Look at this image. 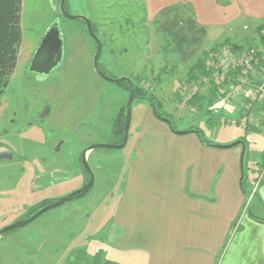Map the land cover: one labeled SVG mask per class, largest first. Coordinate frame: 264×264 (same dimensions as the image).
<instances>
[{
    "label": "rangeland",
    "instance_id": "374dc122",
    "mask_svg": "<svg viewBox=\"0 0 264 264\" xmlns=\"http://www.w3.org/2000/svg\"><path fill=\"white\" fill-rule=\"evenodd\" d=\"M59 2L21 0V44L0 106V230L26 219L43 201L61 199L80 189L87 180L80 150L88 145H115L113 120L118 113L125 118L129 92L97 75L92 65L96 43L82 20L61 13ZM64 8L68 15L85 17L94 24L102 73L133 83L141 79L142 87L155 96L160 113L176 130L198 128L205 140L216 144L238 140L244 133L249 141L253 135L254 145L247 143L254 150H250L248 162L251 172H257L256 185L260 184L264 178V122L255 116L256 123L241 127L247 117L243 107L250 103L248 97H232L227 85L213 92L210 82L201 77L189 82L191 67L198 60L207 58L206 64L214 61L210 49L217 43L226 40L240 45L242 51L238 52L263 51L256 24L239 20L223 29L209 28L206 34L195 23H188H193L191 13L180 5L149 21L144 0H66ZM55 21L63 38L61 64L47 76L30 72V59ZM193 85L198 86L196 95L203 99L190 105ZM147 104L132 101L123 148L98 147L88 154L85 162L93 184L86 196L47 210L0 237V264H93L95 255L104 250L102 238ZM44 106L49 107V115L41 118ZM260 110L253 103L249 111L258 114ZM53 131L58 135H52ZM61 139L69 140L68 173L60 165L65 163L61 156L58 168L63 172L48 181V188L21 181L19 164L14 162L33 156L50 160L53 154L42 149ZM102 253L104 259H113L110 252Z\"/></svg>",
    "mask_w": 264,
    "mask_h": 264
},
{
    "label": "crops",
    "instance_id": "0c3cea01",
    "mask_svg": "<svg viewBox=\"0 0 264 264\" xmlns=\"http://www.w3.org/2000/svg\"><path fill=\"white\" fill-rule=\"evenodd\" d=\"M175 5L188 8L206 34L239 20L264 22V0H144L152 22ZM144 115L102 238L103 260L264 264V181L254 184L256 196L248 200L240 185L241 146L207 147L195 134H173L149 106ZM105 251L113 259H104Z\"/></svg>",
    "mask_w": 264,
    "mask_h": 264
},
{
    "label": "trees",
    "instance_id": "16d2710c",
    "mask_svg": "<svg viewBox=\"0 0 264 264\" xmlns=\"http://www.w3.org/2000/svg\"><path fill=\"white\" fill-rule=\"evenodd\" d=\"M20 12H21V0H0V106H1V97L4 93L5 88L8 85L9 78L13 73V70L16 66L18 59L19 47L21 44ZM188 23L191 26H193L194 24L191 22ZM91 28L92 31L94 32L95 28L92 22H91ZM263 28H264V22L259 23L257 25L256 31L259 35V40L264 45V32L262 31L260 33V31L263 30ZM222 50L237 53L238 51H242V47L237 44L230 45L228 42H226V40L222 43H217L213 45V47L210 49V52L212 53L213 58L215 57L214 61L211 64L208 62L206 64L207 58L198 60L195 66L191 67L189 82L191 81L193 82V80H197L198 77L208 78L211 70L214 68V63L217 58V55ZM262 63L263 62L257 58L256 66H260ZM238 74L239 72L237 71H234L233 73L229 72L228 74H219L216 80H209L212 86L211 91L215 92L224 85L228 86L229 84L234 83ZM135 81L136 83H133L131 81L134 92L133 100L139 99L148 103L147 105L151 108L153 116L157 120L167 124V126L169 127L170 131L173 134L176 135L195 134L198 137L199 141L202 143V145L207 147L229 149V148L241 146L242 156H241L240 185L243 193L248 198L252 192L255 181L257 180L255 177L257 175V172L255 175V171L252 169L251 172L249 168V162H248L249 153L247 149L248 142H247L246 134L244 133V135L238 140L226 144H216L205 140L201 134V131L198 128L189 127L187 129L178 131L174 128L169 118L166 115L160 113L158 109V107H160L159 102H157L155 96L150 93L148 88L142 87L141 79L137 78ZM119 85L123 86L127 90V92H129L128 84L126 82H121ZM202 99L203 98L201 96H199L198 94L196 95L195 93V95H193L191 100L189 101V104L194 105L197 101L199 100L201 101ZM257 105H259L260 109H264V103ZM124 121L125 118L121 113H118L115 119L113 120L112 134L117 139L116 144H120L122 141ZM209 123L211 122L209 121ZM263 181L264 179H262L260 183ZM254 195L256 196L255 193ZM93 264H112V263H110L107 260H103L102 254L98 253L94 257Z\"/></svg>",
    "mask_w": 264,
    "mask_h": 264
},
{
    "label": "water",
    "instance_id": "95a60500",
    "mask_svg": "<svg viewBox=\"0 0 264 264\" xmlns=\"http://www.w3.org/2000/svg\"><path fill=\"white\" fill-rule=\"evenodd\" d=\"M65 2H66V0H60V2H59V9H60L61 13L71 20H82L85 23L86 28L89 31L94 42L96 43V50H95V54L93 56V61H92L94 71L103 80H106L108 82H113L116 84H120L121 82H126L128 84V88H129V96H128V99L126 102V109H125L126 114H125L123 137H122L121 143L118 145H96L94 147H90L89 150H92L93 148H98V147L115 148V149L123 148L125 146V144L127 142V138H128V128H129V122H130V106H131L132 100L134 98L133 86H132L130 80L125 78V77L119 78V79H111V78L106 77L99 70L98 58H99L101 46H100L98 39L95 37V35L92 32L90 21L88 19H86L85 17H82V16L68 15L65 11V8H64ZM62 54H63L62 33H61V29L59 27V23L57 21H55L50 25V27H48V29L44 33V36H43L41 42L39 43L38 47L35 49L32 57L30 59V62H29V71L33 72V73L45 75V76L50 75L52 73V71L55 70L61 64ZM84 165L86 167L85 162H84ZM92 183H93L92 182V176L89 173L88 183L81 190L76 191V192L70 194L69 196L60 199L56 203L39 210L37 213H35L31 217H29L28 219L16 222L12 225L5 227L4 229L0 230V237L8 231L18 229V228H21V227L27 225L28 223L33 221L35 218H37L39 215H41L43 212H45L46 210H49L50 208L59 206L65 202L69 201L71 199V197L76 195L78 192H87L91 188Z\"/></svg>",
    "mask_w": 264,
    "mask_h": 264
},
{
    "label": "built area",
    "instance_id": "2783aa9c",
    "mask_svg": "<svg viewBox=\"0 0 264 264\" xmlns=\"http://www.w3.org/2000/svg\"><path fill=\"white\" fill-rule=\"evenodd\" d=\"M260 52V57L259 53ZM257 58L263 63L256 66ZM237 71L235 82L228 85V91L232 97L243 96L248 97L249 104L243 107V111L247 115L240 123L241 127H245L248 123H256V117L264 122V109L258 111V114H252L249 110L251 104L264 103V50L256 51L251 49L246 52H228L220 51L214 63V68L210 72V79L216 80L219 74H228ZM209 77H202L201 80L209 81ZM190 92L195 94L198 92V86L190 87ZM188 95V94H187ZM256 116V117H255ZM231 124H235L232 122ZM264 137V134H263ZM255 188H253L249 199L253 196Z\"/></svg>",
    "mask_w": 264,
    "mask_h": 264
},
{
    "label": "flooded vegetation",
    "instance_id": "af4514ba",
    "mask_svg": "<svg viewBox=\"0 0 264 264\" xmlns=\"http://www.w3.org/2000/svg\"><path fill=\"white\" fill-rule=\"evenodd\" d=\"M98 68H99V66H98ZM42 111H43V113L41 115V118L48 117V115H49L48 114L49 107L44 106L41 109L40 113ZM11 133L16 135L15 133H18V131L15 132V133H13V132H11ZM51 134L55 135V136L58 135L57 133H54V131L51 132ZM66 135H68L67 131H66ZM46 142L47 141H45V143ZM115 145H118V144H115ZM68 146H69V140L65 139V142L63 141V139H61L59 141L56 140L52 144V146H49V147H45L44 146V148L42 149V151H44L45 149L50 150V153L53 154L52 159H50V160L45 159V161H41V160L37 159L36 156H33L31 158H27V159L23 158L22 160L14 162V164H16V166H18V164H19L18 176H19L20 180L21 181H28L29 180V183H40L42 186L48 188L49 187L48 186V181L51 180V179H56L55 176L58 175V174H61L60 172H63V168L62 169L58 168L60 165H63V167H65V169H64L65 173H68V171H69L68 169L70 168V162H71V160H70V156H71L70 152H71V150L68 148ZM94 146H96V145H93V146H89L88 145L87 147H84L82 150H80V161H81L82 167L87 172L86 173L87 174V180H86V183L80 189H77V190L73 191L72 193L81 190L88 183L89 173L90 172H89V169H88L87 165L85 167L84 162H85V159L87 158L88 154L93 149H95V148H93L92 150H89V148L90 147H94ZM61 156L65 159V163L61 162ZM59 162H61L60 165H59ZM85 164H86V162H85ZM12 174H13V177L16 176L14 173H12ZM92 182H93V179H92ZM88 191L87 192H78L76 195L72 196L70 200H73V199H76V198H83L84 196H86ZM72 193H70V194H72ZM69 195H67V196H69ZM67 196H65V197H67ZM59 200L60 199H54V200H51V201H47V200L43 201L39 206H37V208H35L33 210V212H30L26 216V219H28L29 217H31L32 215L37 213L39 210H41V209H43V208H45L47 206H50V205L56 203ZM61 205H59V206H61ZM56 207H58V206H56ZM53 208H55V207H53ZM50 209H52V208H50Z\"/></svg>",
    "mask_w": 264,
    "mask_h": 264
}]
</instances>
